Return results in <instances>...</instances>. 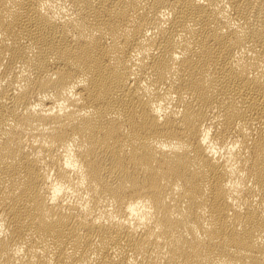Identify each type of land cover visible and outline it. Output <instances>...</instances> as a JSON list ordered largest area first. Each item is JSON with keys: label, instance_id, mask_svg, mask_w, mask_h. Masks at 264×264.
<instances>
[{"label": "bare ground", "instance_id": "bare-ground-1", "mask_svg": "<svg viewBox=\"0 0 264 264\" xmlns=\"http://www.w3.org/2000/svg\"><path fill=\"white\" fill-rule=\"evenodd\" d=\"M0 264H264V0H0Z\"/></svg>", "mask_w": 264, "mask_h": 264}]
</instances>
